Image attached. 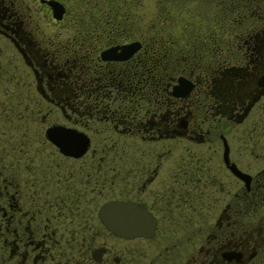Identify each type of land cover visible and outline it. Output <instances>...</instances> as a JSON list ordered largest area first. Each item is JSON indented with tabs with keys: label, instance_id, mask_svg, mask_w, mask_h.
Here are the masks:
<instances>
[{
	"label": "flooded vegetation",
	"instance_id": "1",
	"mask_svg": "<svg viewBox=\"0 0 264 264\" xmlns=\"http://www.w3.org/2000/svg\"><path fill=\"white\" fill-rule=\"evenodd\" d=\"M72 1L0 0V264H264V0Z\"/></svg>",
	"mask_w": 264,
	"mask_h": 264
},
{
	"label": "water",
	"instance_id": "2",
	"mask_svg": "<svg viewBox=\"0 0 264 264\" xmlns=\"http://www.w3.org/2000/svg\"><path fill=\"white\" fill-rule=\"evenodd\" d=\"M49 4H51L56 10V14H57V18H59V15H60V12H61V9L58 8V4L57 3H54V2H49ZM234 173L236 174L237 172L233 169ZM238 174V173H237ZM239 175V174H238ZM121 229V228H120ZM122 230V229H121Z\"/></svg>",
	"mask_w": 264,
	"mask_h": 264
},
{
	"label": "rangeland",
	"instance_id": "3",
	"mask_svg": "<svg viewBox=\"0 0 264 264\" xmlns=\"http://www.w3.org/2000/svg\"><path fill=\"white\" fill-rule=\"evenodd\" d=\"M152 1H153V0H152ZM72 2H74V0H73ZM152 5H155V4L153 3Z\"/></svg>",
	"mask_w": 264,
	"mask_h": 264
}]
</instances>
